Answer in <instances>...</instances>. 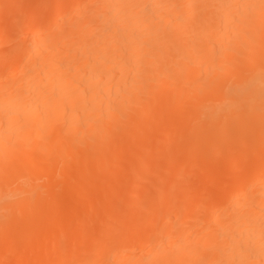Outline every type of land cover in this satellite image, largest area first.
Masks as SVG:
<instances>
[{"label": "bare ground", "instance_id": "bare-ground-1", "mask_svg": "<svg viewBox=\"0 0 264 264\" xmlns=\"http://www.w3.org/2000/svg\"><path fill=\"white\" fill-rule=\"evenodd\" d=\"M27 1L0 0L24 16L7 31L0 11V47L21 35L9 58L20 65L0 57L13 83L0 86V264H264V0H41L35 13ZM164 154L158 194L128 204L126 232L76 231L73 202L117 203L124 177ZM186 162L195 187L176 180Z\"/></svg>", "mask_w": 264, "mask_h": 264}, {"label": "rangeland", "instance_id": "rangeland-1", "mask_svg": "<svg viewBox=\"0 0 264 264\" xmlns=\"http://www.w3.org/2000/svg\"><path fill=\"white\" fill-rule=\"evenodd\" d=\"M30 1H31V0H30ZM38 1H40V2H38ZM42 1H43V3L45 2V3H47V4L50 3V2H51L50 4H52V2H53V1H51V0H50V2H47L48 0H42ZM94 1H95V0H80V2L82 3V5H81L80 2H79V4H80L83 8H86L87 5H88L87 7H91V8H92V7H93L92 5H94ZM97 1H98V0H96L95 2L97 3ZM22 2H24V0H22ZM27 2H29V1L25 0V2H24V3H25V5H24L25 7H26V3H27ZM32 2H35V3L32 4ZM36 2H38V3H36ZM15 3H18V5H19V4H21V0H18V1L16 0ZM24 3H23V4H24ZM40 3H41V5H40ZM43 3L41 2V0H36V1H35V0L33 1V0H32V1H31V5H29L30 7L28 6V7L30 8V10L32 11V12H30V13H35V12H37V11L40 12V10H41L42 8H44V9H42L41 11L45 10V8L48 7V6H47V4L44 6ZM27 4H28V3H27ZM29 4H30V2H29ZM34 4H35V5H34ZM32 5H33V6H32ZM48 5H49V4H48ZM84 5H85V7H84ZM89 5H91V6H89ZM95 5H96V4H95ZM95 5H94V6H95ZM15 6H16V4H14V6L12 5V8L9 7V9H8V7H7V8L5 7V10H3L4 8H2V7L0 8V11H1V9H2V11H1V12H2V15H4V16L6 17V19H7L8 21H10V22H8V25H6V27H7V31H8V28H10V27H12L13 29H20L21 26H22L21 23H23L21 17H24V16H23L22 14L20 15V13H19L18 11L15 10ZM43 6H44V7H43ZM31 7H33V8L31 9ZM29 8H28V10H29ZM91 8H90V9H91ZM6 9H8V11H7ZM11 9H12V10H11ZM88 9H89V8H88ZM14 10H15V12H14ZM10 11H11L12 13H11ZM17 12L19 13V15H16V14H18ZM4 16L1 17V15H0V18H1L0 21H2V22H0V23H3L4 20L7 21L6 19H4V20L2 19V18H5ZM20 16H21V17H20ZM11 21H14V23H16V24L13 23V25H12V22H11ZM6 23H7V22H6ZM6 23H4V25H5ZM0 25H1V24H0ZM4 25L2 26L1 29L6 28V27H4ZM15 25H17L18 27H17V26L14 27ZM0 31H2V30H0ZM1 33H3V32H1ZM5 33H6V32H5ZM15 33H16V36H15ZM24 33H25V32H24ZM11 34H12V35H11ZM8 35H9V36H8ZM17 36H18L19 38L21 37L19 31L14 32V33L7 32V38L4 36V38H3V41H4L3 43H4V44L2 43L3 45H2V47H0V57L2 58V55H3V57H8L6 63H8L9 66H7V67L5 66L4 68H5V69L8 68V70H10L11 72H12V70H11V69H12V68H11V64H13V62L10 61L9 58L11 59V58H12V55H13L14 53L16 54V50H17V48L15 49V48H13V47H14V46L17 47V46L14 45V46L12 47V45H13V42L17 39ZM5 38H6V39H5ZM19 38H18V39H19ZM18 39H17V40H18ZM15 42H16V41H15ZM15 42H14V43H15ZM17 42H18V41H17ZM17 42H16V43H17ZM11 44H12V45H11ZM0 46H1V45H0ZM10 56H11V57H10ZM1 58H0V60H2ZM3 60H4V58H3ZM8 61H9V62H8ZM11 62H12V63H11ZM6 63H5V65H6ZM9 63H11V64H9ZM15 64H16V65H17V64L20 65V62H19V63H18V62H17V63L15 62ZM16 65L13 64L12 66H15V68H16ZM5 69H4V70H5ZM8 70H7V72H10V71H8ZM13 70H14V67H13ZM5 71H6V70H5ZM12 84H13V83H12ZM12 84H11V82L6 81V80H5V82H3V81L0 82V86H3V87H4V86L7 87V85H11V86H12ZM0 88H1V87H0ZM7 88H9V86H8ZM158 130H159V131H158ZM162 130H163V129H162ZM156 131H158L159 134H161L162 132H163V133L165 132V131H162V132H161V129H157ZM158 133H157V134H158ZM163 133H162V136H163ZM157 134H156V135H157ZM159 134H158V135H159ZM156 135H155L156 139H157V138H162V137H157L158 135H157V136H156ZM164 135H165V133H164ZM159 136H160V135H159ZM163 137H164V136H163ZM156 139H155V140H156ZM114 140H117L116 137H113V138L111 139V142H110L111 145H110V146H108V147L105 146V147H103V148H101V149H97V151H105V152H106V149H107V151H109L111 148L113 149L114 145L116 144V141H114ZM157 140H159V142H161L160 139H157ZM243 141H244V143L246 144V141H245V140H241V141L239 142V143H240V146H241V144L243 143ZM114 142H115V143H114ZM153 142H154V141H153ZM156 142H157V141H156ZM156 142H154V143L156 144ZM159 142H158V144H156V145H160ZM205 143L207 144V146H209V145H208V142H201L200 144L197 145V147H199V148H201V149H202V147H203V148H207V147L204 146V145H206ZM244 143H243V146H245ZM113 144H114V145H113ZM151 144H152V141H151ZM155 144L152 145V146H155ZM202 145H203V146H202ZM112 146H113V147H112ZM243 146H242V147H243ZM155 147H156V146H155ZM172 147L175 149V148L177 147V145H173ZM180 147H181V145H180ZM95 149H96V148H94V147H93V149L91 148V151H90L89 149H87V152H91V153H92L93 151L97 152ZM112 149H111V150H112ZM140 149L142 150V149H144V148H140ZM141 150H140V152H142L143 154H145L144 152L146 151V149H144V150H142V151H141ZM138 152H139V151H138ZM147 153H148V151L146 152V154H147ZM133 155H135V154H133ZM165 155H166V154H164V156H158L157 159H156V158H152V161H153V159L155 160V165L153 164V166H155V167H152L151 165H148V164L145 165L146 161H145V162L142 161V162H144V164H142L143 166H141V165H139V163H140L141 161H139V163H138V161H136L137 164L139 165V168H138V169H139V172H138V174H132V173H129V174H127L128 177H126V176L124 177L125 179H127V178L129 179V180H128V179L126 180L127 182L135 179L136 181H135V180L132 181V182H131L132 184H133L134 182H135V183H136V182L138 183V181L141 182V181H143V179L149 181L148 184L151 182V184L147 186V189H144V192H142V194H140L139 196L137 195V198L132 199L130 202L126 201V198H127V200H130V198L133 196V194L131 193V190H130L132 184L128 182L129 185H128V184L126 185L127 182H124V181L122 180L123 183H125V185L122 184L123 187L121 188V186H122L121 183H118V184L121 185V186H117V188H118V190H121V189H122V191L124 192V194L122 195V193H121V191H120V192L117 193V194H119V195H116V196H115V197H117V198H119V199H117V198H114V199H113V201L116 199L118 204L115 203V202H114V203L111 202V203H108L109 205H107V204H106V205H103L102 202H101L100 200H99V201H97V200H93V202L90 201L91 204H87V205H88V207H87V206H85V205H86V202H85V203H81V204H78V203L73 202L72 204H74V207H75V205H76V207H78V208H82V209H77L76 207H75V208L73 207L74 210H75V211L73 212V210H71L72 207L69 206L71 209H70L69 207H68L69 209H68L67 207H61L59 210H60V211H64V210L67 208L68 213H69V212H71V213H72V212H73V213H75V212L78 213L79 210H81V212H82V210L84 211L86 207H87V209H88V208L91 207V205H92V208H93V206L95 207V208H93V209H94L93 211H92V208H91V209H88V210L86 209V210L84 211L85 213L82 212L84 215H83L82 213H81V214H82V215H81L80 212L78 213V215L80 216L81 219L79 218V216L77 217V214H76V213H75V215H74L75 218H74L73 214L69 213V214H71V216H72V217H71L72 219H70V220H71L72 222H73V220H74V222H73V225H74V226H76V224H77V226H81V227L83 228V227H86V224L90 221V222L88 223L89 225L87 226V227H89V228H87V227H86L87 229H86V228H83V229H82L83 231H87V232H89L90 229H92V228L95 229V230L100 229V228H97V225H98V224L100 225V223H103V224L101 225V227H102L101 229H102V230H105V228H106L105 231H106V235L108 234V236H110V234L114 231V229H116V228L119 229L121 226H122V228H120V229L126 232V231H127V228H128V225H129V222H130V218H131V216L129 215V207H131V206H129L128 204H132L135 200H136L137 202H140L141 200H143V201H141L142 204H144V205H147V204H148V205L150 206V204H149L150 200H151L153 197L155 198L156 195L158 194V188H159V185L162 184V183H161L162 181H160V178H158V176L155 175V174H159V172H160V174H163L164 170H162V169H163L165 166H167V164H168V163H167V162H168V161H167L168 159H167V157H166ZM150 158H151V157H150ZM158 159H159V160H158ZM161 159H162V161H161ZM165 159H166V161H164ZM137 160H138V159H137ZM149 160H150V159H149ZM152 161H151L150 163H152ZM158 161H159V162H158ZM142 162H141V163H142ZM164 162H165V166H164ZM126 163H127V162H126ZM129 163H130V162H128V164H129ZM147 163H149V162H148V159H147ZM130 164L132 165V163H130ZM156 164H157V167H158V165H159V167H158L159 169H157ZM147 165H148V167H147ZM180 165H181V166H180ZM140 166H141V167H144V166L147 167L148 169H147V168H146V169H147L148 171H147L146 169H144V168H145V167H144V168L142 169L144 172H142ZM187 166L191 167V169H189V167H188V169H187ZM177 167L179 168V169H177L178 175L181 174V176H176V180L181 181V182H187L188 185H191V186L194 185V187L199 183V181H200V175H199L200 173H199V172H201V171H196V170H199V169H198V168L194 169V167L192 166V164H190V162H188V163L186 162V165H184V163H183V164H179ZM192 168H193V169H192ZM150 169H151V170H150ZM154 169H155L156 171H155ZM186 169H187V170H186ZM157 170H160V171L157 172ZM192 170H194V171H192ZM145 171H146V172H149L150 175L147 174ZM150 171H151V173H150ZM184 171H186V172H184ZM189 171L191 172L190 174H189ZM155 172H156V173H155ZM152 173H155V174H152ZM186 173H187L188 175H187ZM139 174H140V177H138ZM141 174H142V176H141ZM146 174L149 175V177L146 176ZM184 174H185V175H184ZM196 174H197V175H196ZM153 175H154V176H153ZM182 175H183V176H182ZM26 176H27V175H26ZM28 176H30V175H28ZM132 176H133V179H130L129 177L132 178ZM188 176H189V177H188ZM198 176H199V177H198ZM146 177H147V178H146ZM153 177H154V179H155L156 182H154V179L152 180ZM179 177H180V178H179ZM27 178H28V177H27ZM30 178H31V177H30ZM124 178H123V179H124ZM141 178H143V179H141ZM156 178H157V179H156ZM178 178H179V179H178ZM125 179H124V180H125ZM180 179H181V180H180ZM194 179H195V180H194ZM140 180H141V181H140ZM192 181H193V182H192ZM158 182H159V183H158ZM118 184H117V185H118ZM125 186H126V187H125ZM127 186H128V187H127ZM149 186H152L153 188H152V187L149 188ZM119 187H120L121 189H120ZM129 187H130V188H129ZM125 188H126V189H125ZM151 188H152V189H151ZM145 192H147L146 195L149 196L146 200L144 199L145 197H144V198H141V197H143V194H144ZM153 192H154V193H153ZM127 193H128V194H127ZM155 193H156V194H155ZM120 194H121V195H120ZM130 194H131L132 196H130ZM203 194H205V191L203 192ZM126 195H127L128 197L130 196V198L126 197ZM146 195H145V196H146ZM152 195H153V196H152ZM122 196H123V197H122ZM124 197H126V198H124ZM134 197H136V196H133L132 198H134ZM120 199H121L122 203H121ZM122 199L125 200V201H123ZM139 199H140V200H139ZM133 200H134V201H133ZM138 200H139V201H138ZM94 201H96L99 205H98L96 202H94ZM119 201H120V202H119ZM136 201H135L133 204H139V203H137ZM88 202H89V201H88ZM124 202H125V203H124ZM126 202H127V203H126ZM100 203H101L102 205H101ZM104 203H105V200H104ZM72 204H71V205H72ZM110 204H112V205H110ZM114 204H115V205H114ZM120 204H121V205H122V204H126V207H125V205H124V208H123V207L120 206ZM133 204H132V206H133ZM78 205H79V206H78ZM96 205L99 206V207L101 208V211H102L104 208H105V210H106L107 212L111 210V211L108 212V213H111L113 217H112V216L109 217L108 215H111V214H108V213H107V215H106V214H105L106 211H104V210H103L102 212H100V211H99L100 208L97 207ZM148 205H147V207L149 208ZM72 206H73V205H72ZM84 206H85V208L83 209ZM103 206H104V208L102 209ZM105 206H106V207H105ZM115 206H117V207L119 206V207L122 208V209H118L119 207L116 209ZM109 207H112V208H114V209H110V210H109ZM97 208H99V209H97ZM107 208H108V210H107ZM76 209H77V211H76ZM95 209H96V210H95ZM70 210H71V211H70ZM114 210H116V211H114ZM119 210H121V211H119ZM127 210H128V212H127ZM147 210H148V209H147ZM147 210H143L144 212H143L142 215H141V218H142V219H143V215H144V214H145L144 218H146L147 216H150L151 210H148V211H147ZM5 211H6V210H5ZM5 211H3V212H5ZM8 211H9V210H8ZM112 211H114L116 214H115L114 212L112 213ZM122 211H123V212H122ZM87 212H88V213H87ZM91 212H92V214H91ZM95 212H97L96 214H98V216H100L101 219H100V217H98L97 215L94 214ZM126 212H127V213H126ZM148 212H149V214H148ZM118 213H121V215L124 214L125 216L123 215V217H120ZM101 214H103L104 216L106 215V216L108 217V220H109L110 222L107 220V217H106V216L102 218L103 215H101ZM113 214L116 215V216H114ZM147 214H148V215H147ZM85 215H86V217H87L88 215H92V216H93V218L91 219L92 221L89 220V218L86 219V217H84ZM96 216L98 217V220L95 222V220L97 219ZM129 216H130V217H129ZM76 217H77V218H76ZM94 217H95V218H94ZM111 217H112V218H111ZM104 218L107 220V222H106V220H104ZM113 218H114V219H113ZM78 219H80V220H79L78 223H77L76 220H78ZM82 219L85 220V223H84V224H82V223H83V220H82ZM99 219H100V222H99ZM93 220H94V221H93ZM102 220H103L104 222H102ZM111 220H112V222L114 221V224L111 222ZM122 220H123V221H122ZM126 220H127V221H126ZM75 221H76V222H75ZM115 221H116V222H115ZM92 222H93V224H94V223H97V225L94 224V225H95V227H94V225L92 224ZM108 222H109V223H108ZM74 223H75V224H74ZM80 223H81V225H80ZM90 223H91V226H92V227L90 226ZM107 223H108V225H107ZM115 223H116V225H115ZM127 223H128V224H127ZM112 224H113L114 226H112ZM202 224H203V223H202ZM45 225H46V226H45ZM83 225H85V226H83ZM105 225L108 227V229H109V228H110V229L108 230L107 227L103 228ZM109 225H110V226H109ZM117 225H119V226H117ZM77 226L75 227V228L77 229L76 231L81 230V229H80L81 227H78V228H77ZM98 227H100V226H98ZM50 228H51V226H50L49 224H45V223H44V224H42V225H40V226L38 227V231H37V232L41 234L42 231L45 229V231L43 232V234H45V233H47V231H48V232L50 231ZM75 228H74V229H75ZM96 228H97V229H96ZM197 228H198V227H195V229H197ZM48 229H49V230H48ZM84 229H85V230H84ZM88 229H89V231H88ZM82 230H81V232H82ZM40 231H41V232H40ZM92 231L94 232V230H92ZM111 231H112V232H111ZM90 232H91V231H90ZM109 232H110V233H109ZM36 239H37V238H34V239L31 238V239H27V240H22V241L17 242V244H15L14 246H15L16 250H19V251L21 252V251H24V250L27 249V248L29 249V248H31V247L36 246L35 243H36V242L38 243V241H37ZM32 240H35V242L32 241ZM31 243L34 244V245H32ZM134 244H136V243H135V242H131V243H130V245H134ZM30 245H31V246H30ZM28 246H29V247H28ZM77 247H78V248H76L75 251H76V254L79 255V254H81V252H82V250H81L82 245H81L80 251H79V246H77ZM19 248H20V249H19ZM35 248H36V247H35ZM84 249H85V248H84ZM77 251H79V253H77ZM83 252H84V250H83ZM83 252H82V253H83ZM33 253L36 254V251H34ZM31 255H32V252H31V253L29 252V256H30V257L28 258V256H26V260H28V261L31 262V263H33L34 261L36 262V258H35L36 255H32V256H31ZM34 256H35V257H34ZM37 258H38V257H37ZM0 259H1V256H0ZM29 259H30V260H29ZM14 261H17V258H15Z\"/></svg>", "mask_w": 264, "mask_h": 264}]
</instances>
